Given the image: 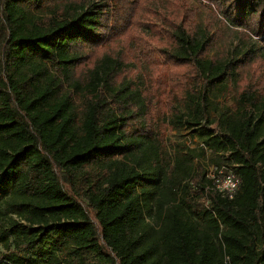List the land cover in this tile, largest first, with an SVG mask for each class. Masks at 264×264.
I'll return each instance as SVG.
<instances>
[{
	"label": "trees",
	"instance_id": "16d2710c",
	"mask_svg": "<svg viewBox=\"0 0 264 264\" xmlns=\"http://www.w3.org/2000/svg\"><path fill=\"white\" fill-rule=\"evenodd\" d=\"M196 1L0 0V264H264V0Z\"/></svg>",
	"mask_w": 264,
	"mask_h": 264
},
{
	"label": "rangeland",
	"instance_id": "374dc122",
	"mask_svg": "<svg viewBox=\"0 0 264 264\" xmlns=\"http://www.w3.org/2000/svg\"><path fill=\"white\" fill-rule=\"evenodd\" d=\"M195 3H197L196 0H193ZM204 1V0H203ZM199 4V3H197ZM171 6L169 5V8ZM164 10H166L164 8ZM200 13L198 14V20L200 22L206 23L209 22V15H208V9L206 7L201 6L200 7ZM220 18L224 19V16L219 14ZM160 20H157V23H159ZM219 31V37H218V42L216 44L217 47H224V48H236L238 46L241 47H250L254 52L257 54L254 57V61H247L241 68H240V77L239 80H241L243 77H248L251 80H254V75H253V69L255 64L260 65L257 57L259 55L264 56V36H255L253 35L252 39L247 41V39L243 36L242 30L243 27L234 25L230 20H227V24L215 27L214 30ZM154 32V31H153ZM155 33V32H154ZM150 38L152 39L153 33L149 34ZM153 46L158 49L157 42H153ZM256 60V61H255ZM148 65V62H147ZM149 66V65H148ZM239 89V85L237 87V84H233L232 89L222 95L219 99H217L220 103L223 104H232L233 103V98L236 95V92ZM165 134L167 138L169 139V144H171L172 140H181L185 141L188 145L191 147H196L201 144V140L198 137L192 138V135L188 133L187 131H174L170 127H167L165 130ZM220 162V163H225L226 160L225 158L222 157V155H217L214 154L213 152L207 150L205 151V156L202 158V162L206 165L208 174L207 175L209 178H212V171L214 170V166L212 165L213 162ZM211 173V174H210ZM3 252V247L0 244V253Z\"/></svg>",
	"mask_w": 264,
	"mask_h": 264
},
{
	"label": "built area",
	"instance_id": "2783aa9c",
	"mask_svg": "<svg viewBox=\"0 0 264 264\" xmlns=\"http://www.w3.org/2000/svg\"><path fill=\"white\" fill-rule=\"evenodd\" d=\"M214 167L215 168L211 173L217 190L225 195H228L229 197H232L235 190L239 186V177L231 168L221 167L217 169L216 166Z\"/></svg>",
	"mask_w": 264,
	"mask_h": 264
}]
</instances>
